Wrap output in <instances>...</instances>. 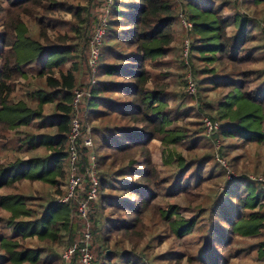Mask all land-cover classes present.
Masks as SVG:
<instances>
[{"label": "trees", "instance_id": "trees-1", "mask_svg": "<svg viewBox=\"0 0 264 264\" xmlns=\"http://www.w3.org/2000/svg\"><path fill=\"white\" fill-rule=\"evenodd\" d=\"M54 3L0 0V14H5L0 25V141L12 130L25 127L24 136L18 141L27 155L12 161L0 160V189H9L0 193V211L9 213L7 224L12 229L10 234L0 232V264H59L60 255L54 247L71 244L76 229L78 232L84 225L83 220L71 217L74 202H60L45 193L38 196L41 202L31 206L28 200L35 199L27 194V187L37 181L53 186L64 183L75 88L90 92L80 105V114H87L89 121H98L91 130L98 177L97 198L90 202L91 251L95 260L100 264H153L151 245L144 242L146 235L151 234L158 244L171 236L181 240L193 234L206 218L211 220L210 228L197 254L183 257L171 250L165 259L172 261L178 254L177 264L183 260L188 264H228L233 255L223 252L231 250L238 237L264 233V214L258 210L264 202V191L257 188L259 184L264 189L258 180L264 172L254 178L247 173L232 180L224 178L222 195L230 194L238 203L216 217L212 208H201L198 216L185 217L178 212L177 204L160 207L156 201L161 197L196 201L206 181L225 174L226 168L215 154L224 160L223 155L235 149L236 143L227 139L239 141L241 147L264 142V79L251 86L253 79L264 77V71L260 75L258 70L242 69L258 61L247 46L255 40V34L248 29L252 17L240 12L223 15L222 7L229 2L218 0H114L100 46L95 82L91 84V35L76 36L82 38L79 46V41L73 42L67 34L59 33L57 19L50 16L56 11ZM236 3L233 0L232 4ZM241 3L257 7L264 5V0ZM179 6L188 11L192 23L186 29L190 37L189 62L196 57L229 66L223 68V74H218L213 66L201 70L212 73L208 83L228 88V92L216 104L206 101L203 95V100L197 98L193 107L198 115L205 114L217 122L218 127L210 136L221 142L223 152L218 153L219 145L203 158L190 156L188 161L183 152L196 153L208 136L202 121L205 116L179 125L181 114L177 107L175 110L170 106L177 94L164 78L177 58L183 61L184 57L183 47L177 53L173 46ZM80 11L81 8L76 9L71 28L76 32L82 28ZM48 16L52 17L51 22H46ZM31 20L37 28L36 35L30 33L27 25ZM261 23L264 31V18ZM234 26L235 32L228 34V28ZM31 62L39 65L35 87L30 92L33 100L15 101L11 97L15 83L28 77L31 72L24 67ZM67 62H72L68 68ZM80 63L85 64L81 78L74 71ZM85 74L89 78L83 86ZM187 79H183L186 86ZM194 79L195 87L204 84L203 78ZM47 104L53 105L50 113L46 111ZM187 115L185 111L182 116ZM32 124L46 130L36 133L30 128ZM82 131H86V123ZM155 139L162 149L163 168L152 161L149 144ZM182 141L189 142L180 152L176 145ZM80 150L81 164L85 165L90 150L84 146ZM210 159L220 170L204 175L202 165ZM173 167L178 168L177 172L169 171ZM193 168L198 174L196 181H184V175ZM24 182L27 186L22 188ZM221 199L220 196L212 205L218 207ZM30 237L42 244L30 245L26 240ZM255 247L258 257L264 258V240Z\"/></svg>", "mask_w": 264, "mask_h": 264}, {"label": "rangeland", "instance_id": "rangeland-1", "mask_svg": "<svg viewBox=\"0 0 264 264\" xmlns=\"http://www.w3.org/2000/svg\"><path fill=\"white\" fill-rule=\"evenodd\" d=\"M55 3V13L51 14L54 19H57V27L59 33L61 34H67L73 42L79 41V46H82L81 39H76V36L80 35L81 33H84L86 37H89L92 34V31L99 20L100 17L105 15V11L103 9L102 4L104 3V0H53ZM229 2V5L222 7V14L223 15H230L234 14L236 12H240L241 14H247L248 16L252 17V20L249 22L248 29L250 32L255 34V40L248 43L247 46L250 47L253 54H255L258 57V61H256L254 64L245 66L247 68L242 69H254L258 70V74H262V70L264 71V31H262V23L261 19L264 18V5L260 4L259 6H246V4L241 3V0H237V3L235 5L232 4L233 0H218V2ZM237 5V6H236ZM81 8V13L83 14V21L80 22V26L82 28L76 32V30H71V28L74 25L75 17L74 14L76 12V9ZM83 8L85 10L83 11ZM183 12L186 16H188V11L184 9L182 6L178 7V13ZM52 17L48 16V19L46 18V22H51L49 19ZM5 19V14H0V25L3 23ZM107 19L111 20L110 12L107 15ZM28 27L30 29V33L32 35H36L37 28H35L32 20L28 22ZM84 26V27H83ZM1 27V26H0ZM236 27H230L228 28L227 32L228 34H231L235 32ZM177 33H176V32ZM174 32L177 35L176 42L173 43V46L176 49L177 53L181 50L182 44L184 43L185 39H188V32L186 31V28H184L180 21L177 20L176 24L174 25ZM52 32L48 31V34L51 36ZM52 37V36H51ZM190 38V37H189ZM189 40V39H188ZM68 43V41H67ZM179 48V49H178ZM179 50V51H178ZM175 53V52H174ZM173 54V52H172ZM195 56V55H194ZM75 61V60H74ZM72 62H67L65 64L66 68H68L71 65ZM182 63L184 64L182 66ZM83 65L80 63L78 65V69L74 70L75 74L81 78V73ZM213 66L214 69L216 68L218 70V74H223V68H226L228 65H221L219 62L214 61L213 63H207L205 61H201L195 57V60L189 62V58L183 57V61L181 58H177V62L170 68V71L168 70V74L166 75V82L172 85V89L176 92V100L175 102L171 101V107L176 110V107L178 109V113L181 114V122L178 121L179 125H185L184 120H188L193 122V120H201L203 116H206L205 114L198 115L196 112V109L193 108L196 106L195 100L197 98H202L203 95H205V100L209 101L211 104H216L219 100H222V97L225 96L228 92V88L225 87H216L214 85H211L208 83V77L212 75V73L206 72L203 73L201 70L203 68H209ZM229 67V66H228ZM24 68L26 70L30 71L31 73L28 75L27 78H22L18 80L15 83V91L14 95H12V99L15 101H24L31 103L33 100V97L30 95V92L35 87V80L37 77V69L39 68V65L36 62H31L28 65H26ZM197 70V71H196ZM80 74V75H79ZM190 77L193 79V82L195 83L194 78H203L204 84H201L198 87H195V91L192 94L187 93V86L185 85V82L183 81L184 78ZM88 74L84 75V78L81 80V84H83L86 81H88ZM264 77L260 80L253 79V82L251 83V86L257 85L261 80H263ZM188 80V79H187ZM196 86V83H195ZM215 88V89H214ZM167 97H172L168 94ZM173 99V97H172ZM178 104H181L179 107ZM53 105L47 104L46 105V111L47 113L52 112ZM187 111V116H182L183 113ZM48 115V114H47ZM98 123V121H89L87 120V127L89 128V132H85L88 136H91V130L93 128V125ZM30 128H33L36 133L44 132L46 129H39L37 128V124H32ZM26 130L25 127H21L17 130H12V132H9L8 137L2 139L0 141V160L1 161H12L16 157L21 158H27V155L23 152V147L19 146V138H23L24 134L23 131ZM11 134V135H10ZM209 139V140H208ZM93 140V139H92ZM231 140V142H230ZM219 142V140H217ZM213 139L212 136L207 137V139L203 140V143L199 144V147L197 148L196 153L191 152H183L186 145L189 141H182L181 143L176 145V148L178 151L183 152L184 157L188 161L190 159V156H192L191 159L196 158H203V156L207 153L215 151L216 146L215 143L217 142ZM227 142H230L231 144L236 143L235 149L230 150L228 154L223 155L224 160L226 161V164L229 167L230 172L232 174L230 177H227V173L225 172L222 176H215L212 179H209L203 184L202 189L200 190L198 196L199 198L194 201L190 202L189 200L185 199L184 197H161L157 199V205L160 207H165L168 204H177L178 205V212H180L185 217H191V216H198V211L201 208H209L213 210V217H216L217 214H220L223 210H229L231 207L237 206L238 199L231 197L230 194L222 195L224 186L226 184V180H232L233 178H238V176L241 173H247L249 177L253 178L256 175H260L264 172V142L260 144H247L244 146H240L239 141H235L234 139H227ZM213 143V145H212ZM219 145L221 148L218 150V153H222L223 149L221 146V142H219ZM150 150H151V157L152 161L160 168L162 167V149L160 146L159 140H153L149 144ZM93 150V148H92ZM225 151V149H224ZM235 156H238V158L234 161L230 160L232 158H235ZM231 164V165H230ZM232 166V167H231ZM202 174H206L210 172L211 170H215V172H218L220 170V166L214 162V160H211L209 162H206L202 165ZM67 166H65V169ZM178 168L173 167V169L169 168V171L171 173L177 172ZM193 171V173H190ZM190 172L186 173L184 175V181H186L187 178H190L191 183H194L197 179V170L195 168L191 169ZM67 172V169H66ZM225 178V179H224ZM67 179V173L66 177L64 179V183H60L56 186L49 185L46 183H42L40 181L34 182L33 185H30L31 187H27V194L28 196H32L35 200H28V204H38L41 202L39 200V195L42 196L45 193H48V195L52 198H58L59 196H62L65 192V184ZM86 184V182L84 183ZM87 185V184H86ZM27 186V182H24V186L22 188ZM85 189L86 186L84 185ZM257 188L260 190L264 189L257 184ZM235 187H232V190H234ZM242 190L243 187H240ZM58 190H61L62 193H58ZM244 190V189H243ZM5 191H9V189H0V193H4ZM221 196V201L219 202L218 207L213 204L217 198ZM40 211V207H37ZM214 208V209H213ZM241 210L240 208H237ZM261 212L264 214V202L262 204V207L259 208ZM92 214V212H91ZM207 214L204 213V216ZM9 216V213L5 210L0 211V232L4 234H10L11 227L7 224V218ZM211 220L204 219L203 222H201V225L195 230V232L191 235L186 236L185 238L178 240L174 236L170 238H165L163 243L158 244L156 240L152 239V235H146V239L144 242H148L151 245V252L153 253L154 260L153 264H177L176 262V255L179 254V256H190V255H196L202 244L206 241V233L210 228L209 223ZM92 224V222H91ZM76 226V225H75ZM84 229V225L80 230L76 229L75 237L71 241L73 243L76 239L80 238L82 231ZM205 234V236L202 237V235ZM28 242H30V245L36 246L38 243L35 238L30 237L26 239ZM261 240H264V233L262 236H254V237H238L235 245H233L231 250L224 251L223 254L226 256L233 255L232 258H230V261L228 264H264V258L258 257V253L255 247V244L260 242ZM68 244H61L56 245L54 248L57 250L58 254L61 255V252L64 250V248ZM173 250L174 252H178V254H175L174 259L172 261H167L165 255L167 252ZM238 253V254H237ZM168 257V256H167ZM166 257V258H167ZM59 264H65L60 256V262ZM180 264H188L186 260H183Z\"/></svg>", "mask_w": 264, "mask_h": 264}, {"label": "built area", "instance_id": "built-area-1", "mask_svg": "<svg viewBox=\"0 0 264 264\" xmlns=\"http://www.w3.org/2000/svg\"><path fill=\"white\" fill-rule=\"evenodd\" d=\"M114 0H104L102 4L105 11V15L100 17L97 21L90 40H89V57L88 65L90 69V82H95V73L97 70L98 59L100 55V46L105 35L106 28L108 26L107 15L110 12V8ZM178 20L180 24L189 29L192 27L191 21L183 13H178ZM190 41L185 39L183 43V56L187 57L189 54ZM188 93H194L195 84L193 80L188 77L187 80ZM90 97L89 90L83 88H75L73 91V97L71 102L72 119L70 121L69 131L67 134L68 139V157H67V179L65 184V192L62 196H59L57 200L60 202H74L75 209L71 212V217H77L84 221V229L80 238L76 239L73 243L67 245L61 252V259L65 264H100L95 260L94 254L91 251L92 246V233H91V208L90 202L97 198L98 190V177L96 169L95 154L92 150L93 140L90 136L85 134L89 132L87 127V114H80V105L84 103V100ZM205 127L206 136H210L218 124L212 121L207 116L202 119ZM86 123V131H82L83 124ZM81 146H84L90 150L88 155V162L85 165L81 164ZM216 148L219 147V142L215 143ZM216 159L226 168L227 177H230V172L227 164L219 155L215 154ZM254 178V177H253ZM264 187V177H258ZM86 182V184H84ZM86 186V189L84 187Z\"/></svg>", "mask_w": 264, "mask_h": 264}]
</instances>
